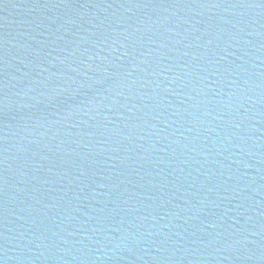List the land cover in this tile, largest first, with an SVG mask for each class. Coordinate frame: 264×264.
Returning <instances> with one entry per match:
<instances>
[{
  "label": "water",
  "instance_id": "water-1",
  "mask_svg": "<svg viewBox=\"0 0 264 264\" xmlns=\"http://www.w3.org/2000/svg\"><path fill=\"white\" fill-rule=\"evenodd\" d=\"M0 264H264V0H0Z\"/></svg>",
  "mask_w": 264,
  "mask_h": 264
}]
</instances>
